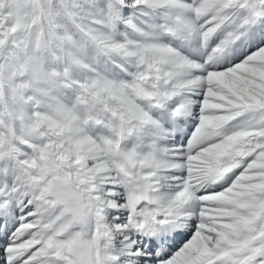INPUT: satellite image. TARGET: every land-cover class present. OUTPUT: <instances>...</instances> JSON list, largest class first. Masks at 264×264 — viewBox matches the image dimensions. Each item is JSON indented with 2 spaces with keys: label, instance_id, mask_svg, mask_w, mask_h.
Instances as JSON below:
<instances>
[{
  "label": "snow or ice",
  "instance_id": "1",
  "mask_svg": "<svg viewBox=\"0 0 264 264\" xmlns=\"http://www.w3.org/2000/svg\"><path fill=\"white\" fill-rule=\"evenodd\" d=\"M0 264H264V0H0Z\"/></svg>",
  "mask_w": 264,
  "mask_h": 264
}]
</instances>
